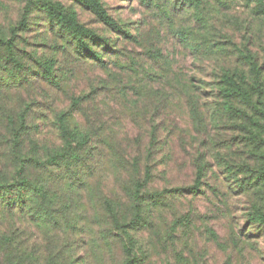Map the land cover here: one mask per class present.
I'll use <instances>...</instances> for the list:
<instances>
[{
  "label": "rangeland",
  "instance_id": "obj_1",
  "mask_svg": "<svg viewBox=\"0 0 264 264\" xmlns=\"http://www.w3.org/2000/svg\"><path fill=\"white\" fill-rule=\"evenodd\" d=\"M100 2L122 31L76 0H0V185L29 181L0 199V264H264V118L222 83L255 84L244 52L264 84L258 0Z\"/></svg>",
  "mask_w": 264,
  "mask_h": 264
},
{
  "label": "trees",
  "instance_id": "obj_2",
  "mask_svg": "<svg viewBox=\"0 0 264 264\" xmlns=\"http://www.w3.org/2000/svg\"><path fill=\"white\" fill-rule=\"evenodd\" d=\"M78 1L80 4H82L83 6L87 7L88 9H90L93 13H95L103 22H105L107 25H109L112 29L116 30V31H122V27L121 25L107 12V10L105 9V7L103 6V4L100 2V0H76ZM186 1L190 4L193 3V0H181V2ZM257 8H255V13L260 17V18H264V0H258L257 3ZM48 14L52 19H56L59 23H61L64 27H66L70 34H72L73 36H75V39L78 40V44H82V46L84 47L85 43L83 41L84 38H95L96 35L93 33L92 30H90L89 28L85 27L83 24H81L78 19L77 16L73 13V14H67V13H63L60 12L54 5H50L47 8ZM124 33H128L126 31H124ZM104 43L107 44V42H105V40L103 39ZM80 44V45H81ZM87 51H89L90 56L96 60V61H103V54L101 53H97V52H91L90 48H87ZM241 57L244 58V60L250 65L251 67V71L254 75L253 79L255 80V84L252 83L251 85H246L245 80L246 77L242 74H236V73H228V72H224L222 75V83L224 85V92L225 95L228 98H232V101L234 100H241L242 102H245L247 105L251 106L250 110L246 111V115L248 116H254L256 113V110L260 112V114L257 113L258 116H261L262 118H264V111L261 112V108H259V105H261L262 108H264V100H255V93H259L258 95H263L264 93V84H262L261 81V75H260V67L257 64V61H254V57L250 54H246L244 52H239ZM4 65V64H3ZM6 66V65H5ZM4 66L0 65V82H2L0 84V89L4 87V84L6 83L7 79L3 78L1 73ZM258 101V102H257ZM223 109L226 111H230L231 109H233V106H231V103L224 101V105H223ZM258 106V107H257ZM61 128L63 129V132H67L68 129H66L65 125L62 124ZM69 135V133H68ZM87 141V138H84L81 142V144L85 145ZM65 142H71L70 137L65 135ZM87 154L84 149H76L74 150V152H72V154L70 155V158L72 160H77L78 164L74 167V169H77V173L76 176H80L82 174L81 169H79V167H81V165L83 164V162L86 163L87 161ZM29 183V181L24 178L23 180H21V182L19 183H15V184H9L8 182H4V184L0 185V199L1 198H5L6 194H9L11 191H13V187L14 186H18L17 188H22L24 189L26 187V184ZM34 185V184H32ZM143 183H138V187L137 189L133 192V195L135 196V198L138 196H140V192L142 189ZM200 187V182L196 181L195 185L192 186V189H199ZM3 189V191H2ZM187 189V187H179L176 190H179L181 192H184ZM194 190V191H195ZM23 191V190H22ZM192 191V192H194ZM138 192V193H137ZM137 197V198H138ZM15 205L17 206V204L20 203H24L27 200V196L25 195H21V198L17 199L15 198ZM21 204V205H22ZM27 204V203H26ZM134 206V205H133ZM134 219H132L130 222H124L121 223L119 228H123V227H127L128 223L131 225H135V220H139L141 218V208H139V205H135L134 206ZM255 219H259L260 221L264 222V215L263 214H257L255 216ZM124 247L126 248L127 251H131V246L127 245L126 243L124 244ZM9 261L11 264H16L18 262H20L19 260H15V263H13L12 259L9 257Z\"/></svg>",
  "mask_w": 264,
  "mask_h": 264
}]
</instances>
